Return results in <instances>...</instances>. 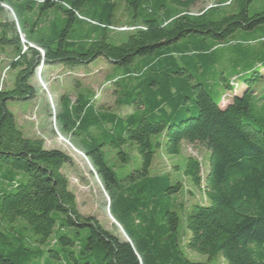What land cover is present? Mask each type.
Wrapping results in <instances>:
<instances>
[{
	"label": "trees",
	"instance_id": "trees-1",
	"mask_svg": "<svg viewBox=\"0 0 264 264\" xmlns=\"http://www.w3.org/2000/svg\"><path fill=\"white\" fill-rule=\"evenodd\" d=\"M8 1L13 0H0V6L5 3L12 8ZM22 1L29 3V9L41 7L42 13L58 6L69 21L53 39L34 37L39 25L26 23V39L34 46L12 63V68L19 69L14 87L0 88V218L9 223L24 219L26 228L39 237L36 241L45 244L57 224L55 212L64 213L69 225L90 226L88 249L97 242L104 247L102 264H202L186 258L181 249L177 211L163 207L160 224L154 219L162 199L184 186L181 181L173 184L170 173L151 174L155 156L152 137L164 133L169 154H180L185 143H199L210 151L206 174L202 162L192 156L183 169L207 200L187 211L190 236L186 246L210 258L222 255L228 264H264V59L229 76L222 71L214 80L197 81L199 74L207 78L205 65L219 63L211 53L228 45L227 38L238 30L260 33L257 39L264 41V0H219L197 14L191 8L199 0H121L130 6V26L135 28L120 44L108 41L119 8L117 0ZM234 2L238 11L227 10ZM99 6L104 9L101 19L80 11ZM77 21L89 23L90 30L75 41L70 35ZM14 40L21 53L18 36ZM190 55L196 56L193 63L185 61ZM99 57L124 65L126 71L116 76L114 84L121 87L119 96L133 111L126 116L98 111L91 98L82 96L64 107L60 123L64 133L79 141L80 147L75 146L90 161L106 190L117 197L115 201L111 198L110 208L118 213L114 221L124 238L79 211L63 172L71 156L45 147L40 138L25 136L7 107L9 100L36 97L37 89L30 79L42 62L74 69ZM139 57L143 58L138 66L144 61L142 70H131L128 64ZM240 62L236 57L237 70ZM240 78L245 85L241 93ZM211 87L222 90L220 98L212 95ZM133 92L137 96L131 99ZM128 140L135 141L142 164L127 177L132 183L123 189L102 149L120 147ZM119 155L127 162L125 151ZM139 216L145 221L143 229L124 225ZM0 235L5 237L1 229ZM60 242L73 244L64 235ZM28 251L21 244L8 255L0 254V264H18L16 258L23 260L20 254L31 257Z\"/></svg>",
	"mask_w": 264,
	"mask_h": 264
},
{
	"label": "rangeland",
	"instance_id": "rangeland-1",
	"mask_svg": "<svg viewBox=\"0 0 264 264\" xmlns=\"http://www.w3.org/2000/svg\"><path fill=\"white\" fill-rule=\"evenodd\" d=\"M117 1L119 2V8L112 19L115 26H113V30L110 31L108 37V41L113 44H120L126 41L129 32L125 30V27H131L130 23L132 20L130 6L124 4V1ZM218 2L219 0H199L191 8V12L200 13ZM8 3L11 4V9L0 6V87L3 89H12L14 87L19 69L12 68V63L20 60L18 44L14 42V38L18 36L23 49L22 34L25 35L23 28L26 27V23L30 26L39 25L36 28L34 37L53 39L56 35H60L69 21L68 15L63 13L58 6H54L42 13L41 7L35 6L33 9H29V3L22 0L8 1ZM251 5L254 4L252 3ZM226 9L231 12H237L238 3L234 2L227 6ZM80 11L82 14L96 19H101L103 17L102 13H104L102 6H99L96 10L86 7ZM88 27L89 23L75 22L70 39L75 41L82 40ZM258 35L260 33L255 31L240 29L227 38L228 45L220 47V49L210 55L219 63L216 66L212 63L205 65L204 68L208 70L207 78L196 73L198 75L197 81L208 82L209 80H214L222 71L229 76L238 71H244L248 67L254 66L258 61L263 60L264 41L258 40ZM196 47L198 48L200 45L197 44ZM176 57L177 61L182 63V57L179 55ZM236 57L242 60L239 63L240 68L238 70L235 63ZM142 58L139 57L133 63L128 64L130 69L141 71L144 61H140V66H138V62ZM186 58L185 61L187 63H193L196 56L191 57L190 55V57ZM222 59H226V61L222 62ZM49 65V63L47 65L43 64L42 70L40 69L41 66L37 68L30 79V83L37 89L36 97L28 100H9L7 107L15 115L17 124L25 136L40 138L45 142V147L62 150L71 156L72 161L63 167V172L69 180L71 191L76 196L79 211L84 216L96 218L104 229L124 238L123 231L114 221V217L118 218V213L115 209L112 213L110 208L111 198L113 197V201H115L117 197L112 196L110 190H106L104 183L93 170L90 161L75 146L80 147L79 141L73 136L64 133L60 123L64 107L70 103L74 104L81 93L90 97L97 107L112 108L116 112L123 113V107L116 103L114 81H112L110 74L114 76L122 74L126 71L124 70V65H114L105 57H99L88 67L83 65L76 70L60 66L49 69ZM192 72L195 73L194 68H192ZM189 78L186 76L188 81L190 80ZM240 83L242 88L239 92L241 93L245 89L241 78ZM211 93L218 99L222 95V90L211 87ZM120 95L124 96L123 93ZM136 96V93L133 92L130 98L132 99ZM152 139L155 156L151 174L164 175L170 173L173 177V184L178 181L184 184L180 192L166 195L162 199L159 209L153 213L155 222L160 224L163 207L164 209L170 208L177 211L181 218L179 238L185 257L202 264H228L222 255L210 258L209 255L201 254L186 246V241L190 236L187 229V211L193 204H205L207 200L203 190L192 184L190 179L184 175L183 169L187 158L192 156L202 162L203 175L206 174L210 165V151L199 143H185L180 154H169L165 150L166 140L164 133L156 134ZM158 141L161 142L160 146H157ZM121 150L127 153V162L121 159L119 155ZM102 151L108 164L115 170L119 185L126 189L132 183L127 177L138 170L142 164L135 141L128 140L126 144L120 147L105 146ZM20 175L24 176L22 172H20ZM55 216L57 224L54 233L45 244H40L36 241L39 237L26 228L27 223L24 219L19 218L15 223H9L0 218V229L5 234V237L0 235V254L8 255L22 244L23 248L29 249L27 253L31 257L28 258L29 256L26 254H20L23 260L16 258L18 264H102L105 254L104 247L97 242L92 249H88L90 226L69 225L68 216L61 212H55ZM137 218L138 220L135 222L124 223V225L128 229H143L144 219L142 216ZM62 235L71 238L73 244L63 245L60 242ZM54 253H57V256Z\"/></svg>",
	"mask_w": 264,
	"mask_h": 264
},
{
	"label": "crops",
	"instance_id": "crops-1",
	"mask_svg": "<svg viewBox=\"0 0 264 264\" xmlns=\"http://www.w3.org/2000/svg\"><path fill=\"white\" fill-rule=\"evenodd\" d=\"M26 29V32L27 31H29V28H28V26L25 28ZM90 30V28L88 27L87 28V32ZM109 61V60H108ZM110 63H112V64H114L115 65V63H113V62H111V61H109ZM50 65H49V69H51V68H54V67H58V66H60V67H64V68H67V67H65L63 64H60V63H49ZM91 64V63H90ZM89 64V65H90ZM47 65V64H46ZM89 65H86L87 67L89 66ZM78 68H81V67H77V68H74V69H71V70H76V69H78ZM70 69V68H69ZM111 75V79H112V81H114L115 80V78H116V76H117V74H116V76H114V75H112V74H110ZM114 84V83H113ZM114 90H115V94H116V99H117V104L118 105H120L121 107H123V113H119V112H116V111H114L112 108H107V107H97L96 106V108H97V110L98 111H106V112H109V113H115V114H117L118 116H126V115H128V114H130L132 111H133V109L130 107V106H128V105H125V102H123V100L120 98V96H119V93H120V91H121V87H119L117 84H114ZM82 96L83 97H85V98H90V97H88L87 95H83L82 93L81 94H79L78 95V97L76 98V100H75V102L78 100V99H80V98H82Z\"/></svg>",
	"mask_w": 264,
	"mask_h": 264
},
{
	"label": "built area",
	"instance_id": "built-area-1",
	"mask_svg": "<svg viewBox=\"0 0 264 264\" xmlns=\"http://www.w3.org/2000/svg\"><path fill=\"white\" fill-rule=\"evenodd\" d=\"M1 6H5V7H8V8H10L11 9V7L9 6V5H7V4H5V3H2L1 4ZM135 27H125V30H133ZM22 42H23V49H22V51H21V53L19 54V59L21 58V55L22 54H25V53H27L28 51H29V48L31 47V46H34V44H32V43H29L28 41H27V39H26V35H24V34H22ZM39 50L41 51V53H42V55L44 56V51H43V49H41V48H39ZM43 64H44V62H42L41 63V70H42V68H43ZM39 66V67H40ZM38 67V68H39ZM1 89H2V87H0Z\"/></svg>",
	"mask_w": 264,
	"mask_h": 264
}]
</instances>
